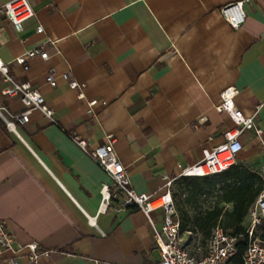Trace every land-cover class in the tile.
Returning <instances> with one entry per match:
<instances>
[{"label": "crops", "instance_id": "0c3cea01", "mask_svg": "<svg viewBox=\"0 0 264 264\" xmlns=\"http://www.w3.org/2000/svg\"><path fill=\"white\" fill-rule=\"evenodd\" d=\"M28 1L35 16L21 33L0 13V58L44 96L56 123L33 111L17 126L23 142L0 119V222L14 248L38 242L53 252L41 264H157L146 215L125 206L127 197L113 187L103 210L102 189L112 182L71 136L92 149L113 136L132 189L157 198L166 178L225 142L234 127L219 109L227 88L239 90L236 108L264 131V0L245 3L239 29L221 9L242 0ZM35 48L48 60L32 59L28 70L13 63ZM51 70L55 88L46 83ZM63 74L84 86L82 99ZM5 87L0 75V109L22 112L18 98L3 96ZM241 141L237 163L264 170V134L248 130ZM151 217L160 230L163 211ZM12 257L1 253L0 264Z\"/></svg>", "mask_w": 264, "mask_h": 264}, {"label": "built area", "instance_id": "2783aa9c", "mask_svg": "<svg viewBox=\"0 0 264 264\" xmlns=\"http://www.w3.org/2000/svg\"><path fill=\"white\" fill-rule=\"evenodd\" d=\"M248 1L242 0L222 7L221 14L233 29H239L245 23L244 5ZM0 13L9 20L17 33H21L25 24L35 16V11L28 0H11L0 8ZM43 32L44 28L39 26L37 33L42 34ZM35 58L46 61L49 55L46 50L35 48L15 58L13 63L28 70V62ZM0 75L6 84L2 91L3 96L18 98L23 106V111L17 114H11L6 108L0 109V119L8 130L24 142L17 126L27 124L33 111L41 112L52 123H56L54 111L47 105L44 96L30 83L16 80L10 73V63L4 62L1 58ZM61 77L71 90L79 92L80 99L84 97L82 84L71 80L68 74H63ZM46 83L53 88L57 87L58 81L53 70L47 74ZM238 94L239 90L235 87L227 88L221 94L222 104L219 109L226 112L234 123V127L224 134L225 142L210 150H204L200 162L182 168L175 178H166L164 193L157 198L150 194H138L132 189L129 176L114 149L113 136H108L104 145L94 149L90 148L88 142L80 136H71L72 142L90 157L112 182V186H104L102 189L103 210L113 198L110 192V188L113 187L117 193H123L127 197L125 206H137L146 215L153 228L161 256L157 264H264V191L249 209L244 225L245 233L232 235L218 224L213 229L201 256L190 250L191 247L195 251L202 249L200 244L195 246L197 236L191 232L181 233L182 221L173 198L174 184L180 178L211 177L222 174L234 166L238 156L244 150L241 137L246 131L254 130L258 137L264 134V131L256 126L255 116L245 117L236 108L235 98ZM97 104V100L89 102V113L93 112ZM160 209L163 211V225L159 230L155 227L151 215ZM90 223L96 225L93 218H90ZM13 243L14 239L5 223L0 222V254L11 251L13 257L10 264H22V258L26 260V264H41L43 259L49 258L53 253L43 248L38 242L18 248H14Z\"/></svg>", "mask_w": 264, "mask_h": 264}, {"label": "trees", "instance_id": "16d2710c", "mask_svg": "<svg viewBox=\"0 0 264 264\" xmlns=\"http://www.w3.org/2000/svg\"><path fill=\"white\" fill-rule=\"evenodd\" d=\"M175 184L178 192L184 195L176 205L182 221L181 233L191 232L200 237V247L205 249L218 224L232 235L245 233L249 209L264 191V172L236 163L222 174L202 178L183 177ZM175 197L177 192L173 189L174 200ZM209 199H213L212 206L203 209L202 204Z\"/></svg>", "mask_w": 264, "mask_h": 264}, {"label": "rangeland", "instance_id": "374dc122", "mask_svg": "<svg viewBox=\"0 0 264 264\" xmlns=\"http://www.w3.org/2000/svg\"><path fill=\"white\" fill-rule=\"evenodd\" d=\"M174 191L177 192V197H175V201H176V205H177L178 202H181V200L184 198V195H181V193L178 192L176 184L174 186ZM212 204H213V199H209L207 202L202 204V208L203 209H207L210 206H212ZM196 242L197 243H195V246H196V244H200L201 243V238L200 237L199 238L196 237ZM190 250L192 252H195L198 256H201L203 254V251H204L203 248L200 251H195L193 247H191Z\"/></svg>", "mask_w": 264, "mask_h": 264}]
</instances>
